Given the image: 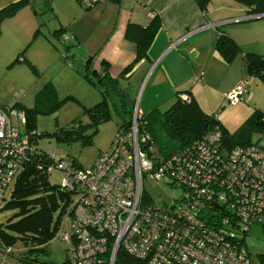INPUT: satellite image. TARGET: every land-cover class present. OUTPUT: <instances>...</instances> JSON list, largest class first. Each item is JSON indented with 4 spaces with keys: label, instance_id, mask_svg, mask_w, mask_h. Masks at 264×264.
Here are the masks:
<instances>
[{
    "label": "built area",
    "instance_id": "built-area-1",
    "mask_svg": "<svg viewBox=\"0 0 264 264\" xmlns=\"http://www.w3.org/2000/svg\"><path fill=\"white\" fill-rule=\"evenodd\" d=\"M77 1L90 9L106 0ZM62 38L72 35L64 31ZM247 94L248 81L242 78L224 94V107ZM179 98L190 100L186 93ZM142 114L135 105L128 127L116 131L108 151L90 167L46 153L45 171H62L61 187L76 196L60 234L68 244L62 264H115L119 251L129 258L123 264H253L244 239L253 225L264 229V147L226 148L215 127L167 158L153 160ZM12 118L26 122L24 111L0 105V200L9 197L37 151L34 132L20 131ZM146 181L180 188L181 195L154 203ZM10 255L11 249L0 245V264H14Z\"/></svg>",
    "mask_w": 264,
    "mask_h": 264
},
{
    "label": "crops",
    "instance_id": "crops-1",
    "mask_svg": "<svg viewBox=\"0 0 264 264\" xmlns=\"http://www.w3.org/2000/svg\"><path fill=\"white\" fill-rule=\"evenodd\" d=\"M16 1L0 0V9ZM49 9L56 21L51 29L48 18H39L31 2L1 23L0 81L3 77L16 80L15 69L27 61L37 67L56 62L47 35L52 30L56 39L67 41L68 53L73 52L74 58L79 55L83 69L90 59L87 70L95 71L96 79L107 71L111 80L106 85L113 89L114 100L142 87L139 107L143 113L164 111L187 93L227 129L225 116L235 112L240 125L255 107L262 108L258 101L264 95V83L246 75L243 56L264 54V16L248 14L247 7L236 0H207L205 9L196 0H107L90 9L77 0H52ZM127 24L155 30L146 55L135 63L137 45L124 35ZM64 31L72 38L63 39ZM220 31L240 49L228 61L215 48ZM21 71L20 77L25 75ZM80 75L76 71V84ZM242 78L248 81L246 99L224 107V94ZM129 101L131 109L134 101ZM7 102L0 94V105L9 106ZM120 107L126 110L128 103L116 109Z\"/></svg>",
    "mask_w": 264,
    "mask_h": 264
},
{
    "label": "trees",
    "instance_id": "trees-1",
    "mask_svg": "<svg viewBox=\"0 0 264 264\" xmlns=\"http://www.w3.org/2000/svg\"><path fill=\"white\" fill-rule=\"evenodd\" d=\"M196 1L202 9H205L207 0ZM236 1L246 6L250 15L264 14V0ZM29 2L30 0H19L1 8L0 25L5 19L14 16ZM37 32L38 30L34 33V36ZM154 33V28L148 27L144 29L133 24H127L124 35L137 45L134 63L146 55ZM215 48L227 61L240 51L235 42L222 31L218 32ZM243 59L246 75L255 77L264 83V54L245 53ZM89 62L90 59L88 58L84 65L85 69L82 77L100 92L102 99L85 110L93 119L92 124L96 125V123L108 118V98L113 89L106 85V81L111 80L106 70H104L103 76L100 75L94 80L96 72L87 70ZM26 64L34 70L33 65L29 61ZM111 99L114 107L117 105L125 107L126 102L121 94L118 96L117 101H114L115 98L113 96ZM9 107L24 110L26 122L24 129H19L25 133L34 132L31 138L34 142L37 136L35 129H33L34 124L32 121V115L37 111L35 107L28 109L19 105L18 102ZM132 110L133 108L125 110L128 118L118 125L117 130L128 127ZM142 117L141 130L150 135L160 154V157L153 156L152 152L153 160L167 158L180 148L200 140L215 127L220 129L222 143L226 148L250 144L249 135L254 131L264 130V113L259 109L253 110L238 131L231 134L228 133L227 129L220 124V121L214 115L205 113L194 99L190 98L188 102H184L180 100L179 96L168 109L164 111L153 109L149 113H143ZM60 132L62 134L58 136L62 139H73L82 136L78 134L79 131H76V136H73L74 131L69 129H62ZM48 162L46 152L37 149L16 178L8 197L9 200L4 206L17 210V212L14 215L15 220L8 224L12 234L0 231V245L4 248H10L9 246L14 241L19 240L26 253L22 259V264H52L46 259L36 256L30 259L27 254L33 252L47 254V244L58 232L62 215L65 214L70 204L71 193L63 189L61 185H53L48 182L49 173L45 171ZM39 164L43 166L38 168ZM124 262H129V258L127 259L123 251H119L115 264H123Z\"/></svg>",
    "mask_w": 264,
    "mask_h": 264
},
{
    "label": "rangeland",
    "instance_id": "rangeland-1",
    "mask_svg": "<svg viewBox=\"0 0 264 264\" xmlns=\"http://www.w3.org/2000/svg\"><path fill=\"white\" fill-rule=\"evenodd\" d=\"M30 2L37 9L39 18H48L47 25L51 29V25L56 23L55 17L49 9L50 4L52 6V0H30ZM47 35L50 43L54 46L53 54L57 56L56 62L48 65L42 64L38 67L32 63L34 70L27 64L23 67H17L14 73L16 80H10L7 77L1 78L0 94L8 101L7 105L9 106L18 102L22 107L28 109L35 107L37 110L32 115L33 129L37 133L34 141L36 149L71 160L76 166L90 167L96 161L99 153L108 151L118 125L128 117L123 107L120 109L114 107L110 95L108 98V118L96 123V125L92 124L93 119L85 109L101 101L100 92L83 79L84 69L82 65L78 64L79 55L76 54V58H74L73 52H67L68 48H65L67 41L56 39L55 32L52 30L48 31ZM33 46L30 44V48ZM30 48H24V50L27 49V52H30ZM20 56L22 55L20 54ZM68 63H71L72 66H69ZM22 69L25 70V75L20 77L19 74L22 73ZM76 71L81 74L80 77L82 78L78 79L79 84H76ZM141 92L142 87L138 89V92L127 91L128 94L123 96L124 101L128 103V109L130 108L128 99H132L134 101L133 107L138 105L139 111H141L139 107ZM258 103L259 107L262 108L255 107L254 110L259 109L264 113V95L260 97ZM235 119V112L225 116L224 125L227 126V129L229 128L228 133H236L242 126V124L237 125ZM11 122L13 125H18L20 129H24V125L14 118L11 119ZM62 129L73 130V136H76V131H79L78 134L82 136L62 139L58 136L62 134L60 132ZM248 139L251 143L264 146V130L252 132ZM152 152L153 156L160 157L155 145ZM47 178L50 184L62 185L64 173L54 169ZM144 189L154 203H170L172 199H178L181 195L180 188L163 182L146 181ZM71 198L75 200L76 196L73 195ZM8 200V197L5 200H0V231L11 235L12 232L9 230L8 224L15 220L14 215L17 210L4 207ZM65 217L63 214L58 232L47 244V254L29 253L27 256L30 259L36 256L44 258L52 264H62L65 261L68 244L66 240L60 237V234L66 230ZM244 242L251 263L264 264V229L253 225L245 235ZM9 247L11 255L7 259L14 264H22V259L26 253L21 242L16 240Z\"/></svg>",
    "mask_w": 264,
    "mask_h": 264
},
{
    "label": "water",
    "instance_id": "water-1",
    "mask_svg": "<svg viewBox=\"0 0 264 264\" xmlns=\"http://www.w3.org/2000/svg\"><path fill=\"white\" fill-rule=\"evenodd\" d=\"M258 16H264V14H259V15H256V17H258Z\"/></svg>",
    "mask_w": 264,
    "mask_h": 264
}]
</instances>
